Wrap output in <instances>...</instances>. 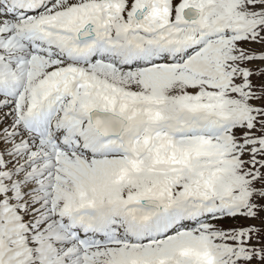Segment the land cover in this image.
<instances>
[{"label": "snow or ice", "instance_id": "obj_1", "mask_svg": "<svg viewBox=\"0 0 264 264\" xmlns=\"http://www.w3.org/2000/svg\"><path fill=\"white\" fill-rule=\"evenodd\" d=\"M0 264H264V0H0Z\"/></svg>", "mask_w": 264, "mask_h": 264}]
</instances>
